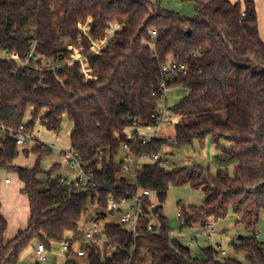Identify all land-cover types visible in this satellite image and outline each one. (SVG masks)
I'll return each instance as SVG.
<instances>
[{
	"label": "trees",
	"instance_id": "1",
	"mask_svg": "<svg viewBox=\"0 0 264 264\" xmlns=\"http://www.w3.org/2000/svg\"><path fill=\"white\" fill-rule=\"evenodd\" d=\"M181 1L194 5L193 17L165 9L161 0H0V52L25 58L36 44L43 58L62 65L56 73H39L0 64V172L18 175L29 203L27 227L10 240L0 212V264H20L35 242L51 250L72 240L67 236L79 231L95 206L94 220L105 224L106 242L102 248L82 245L88 264H222L214 247L196 257L173 239L163 208L170 187L183 186L202 191L204 201L188 210L179 203L181 227L204 228L207 219L219 222L232 213L248 233L232 243L234 253L245 254V264H264L255 236L264 213V42L256 2ZM110 35L106 49L92 54L91 45ZM75 50L83 62L72 60ZM168 62L187 70L164 77ZM165 87L188 91L171 108L180 117L175 143L154 139L144 144L138 133L128 141L125 130L134 123L157 124ZM28 117L30 135L38 120L54 133H60L65 118L73 123L71 148L87 164V179L79 188L53 177L58 165L42 168L53 154L45 144L33 150V168L15 165L20 155L16 136ZM207 140L222 166L215 175L203 167L167 170L156 164L145 165L133 181L122 175L125 143L133 156L142 157L195 141L203 146ZM139 190L151 191L158 200L156 205L140 201L135 233L105 222L115 215L107 213L109 198L131 199ZM153 223L155 231L149 228ZM109 244L115 246L112 252ZM67 256L65 264H80L72 248ZM244 263L226 258V264Z\"/></svg>",
	"mask_w": 264,
	"mask_h": 264
},
{
	"label": "rangeland",
	"instance_id": "2",
	"mask_svg": "<svg viewBox=\"0 0 264 264\" xmlns=\"http://www.w3.org/2000/svg\"><path fill=\"white\" fill-rule=\"evenodd\" d=\"M236 1V0H232ZM162 7L167 10L177 12L183 16L193 17L195 15L194 5L191 3H183L181 0H161ZM256 9L258 14V25L260 30V36L264 42V0H255ZM188 91L184 88H175L169 89L167 92V106L169 108L174 107L180 102L181 99L186 97ZM30 120L28 117L27 121ZM180 121V118L178 122ZM37 121L34 130L37 126V130H40L39 133L40 140H46L48 143L53 144L51 148L53 154L44 158L41 163V166L44 170L49 171L54 166L58 165L59 167L54 171L53 177H62L66 176L69 180L74 181L75 177L71 175L69 168L63 163V158L60 156L59 147L70 148V134H71V122L68 119H64V124L60 133L47 132L43 129V126ZM38 124V125H37ZM42 130V131H41ZM160 139L167 140L172 142L169 139V136L175 137V128L172 124L167 123L162 126L161 131L157 134ZM176 138V137H175ZM174 138V139H175ZM46 145V144H45ZM49 147V146H48ZM54 149V150H53ZM31 151L26 150V153L23 149L20 150V155L17 159V165L24 168H33L37 161V156H35ZM217 152L211 143L207 140L203 146L199 142L195 141L193 145H188L182 149H175L167 147L161 154L163 158L169 162L166 167L167 170L172 169H183V168H200L203 167L206 170H210L211 174L215 175L218 169L222 168L216 161ZM149 161H144L143 165L148 164ZM234 164L230 165L228 168L230 171H233ZM4 179H8L12 186L0 188V212L4 215L8 221V228L5 234V238L8 239L13 237L16 231L26 225H28L29 218V203L27 196L22 192L23 183L18 178V175L14 172L4 171ZM70 172V173H69ZM127 177L130 181H133L134 178L125 173L122 174ZM40 179H44L45 176H40ZM157 196L153 197V201L157 204ZM204 196L202 191L193 190L189 186L183 187H170L168 192L167 201L163 208V213L166 216L170 228L172 230V237L174 240H177L181 245L188 247L191 252L196 256L200 257L202 255V249L207 248L217 241L222 245L223 250L227 253L228 258H237L239 261L244 263L245 254H235L233 250L232 243L237 242L234 237L247 236L248 233L241 225L236 229V223L238 221L237 216L230 213L229 217L220 220L217 225L218 232L226 229L229 232L228 237L218 234L214 240H209L205 235L204 229L201 226H194L192 228H183L181 227V222L179 219V211L181 208L178 207L179 203H182L187 210L195 207H199L203 204ZM95 207H91L88 215L80 223L79 231L77 233H72L67 236V239H73L76 243L82 241L87 231L92 227L93 223H96L94 220L96 217ZM190 212L192 210H189ZM227 220V221H226ZM111 221L115 224L119 222L118 215L108 216L106 221ZM101 229H103V223H99ZM256 231L260 234L261 242H264V213L260 219V223L257 226ZM11 239V238H10ZM104 236L97 238L94 243L98 244L100 248L103 247L105 243ZM65 243V242H64ZM54 244L51 250H47L48 262L40 261L39 257L36 255L34 250L39 243L35 242L31 245L30 248L25 250L20 259V264H35L37 262L41 264H65L67 261V253L63 251V245ZM77 250H80L76 247ZM87 257V256H86ZM78 258L80 264H88L87 259ZM245 264V263H244Z\"/></svg>",
	"mask_w": 264,
	"mask_h": 264
},
{
	"label": "built area",
	"instance_id": "3",
	"mask_svg": "<svg viewBox=\"0 0 264 264\" xmlns=\"http://www.w3.org/2000/svg\"><path fill=\"white\" fill-rule=\"evenodd\" d=\"M116 29L117 27H114L112 32H114ZM152 36L155 39L157 36L156 32H153ZM111 37L112 36L110 35V37L105 41H101L100 43H93L91 45V53L94 55H99L104 49H106L107 44L111 40ZM35 48H36V44L33 45L32 51L25 58H22L16 52H10L7 50L1 51L0 64L3 63L13 64L16 71L27 70L31 68L39 73L58 72V70L62 67V65L53 60L43 58L39 53L36 52ZM72 60L83 62L84 58L81 56L78 50L77 51L75 50ZM39 62H41L40 65ZM186 70H187L186 66L178 65L174 62H168L162 67V75L164 77H169L177 72L185 73ZM167 92L168 89L165 87L163 98L158 106L157 124L151 127H139L136 125V123H134L132 126L128 127L130 129L131 128L139 129L136 133L139 134L144 144L154 139H160L157 136V134L159 133V131H161L162 126L164 124L170 123L174 126L178 123L180 117L177 114H175L171 108L167 106ZM27 122L28 121H26V123L20 126L19 132L16 136L17 150L19 151L24 149L28 145L32 137V135L28 134L26 131ZM150 132L151 134L149 135ZM129 137L130 136L127 135L128 141L135 140V138L130 139ZM174 138H175L174 136H169V139H171L173 143H175ZM122 153H123V157L121 159L124 162L123 173L130 175L133 178L137 176V174L142 170V168L145 165L156 164L160 168L166 169V167L169 164L166 158H163L161 154L135 157L130 153V149L127 143L123 145ZM62 158H63V163L69 168L71 175L75 177L74 180L75 186L79 188L87 179V175L85 173L87 164L79 159L78 153L74 151L72 148L62 152ZM144 161H149V163L143 165ZM67 179L69 180L68 177L63 178V181ZM9 183L10 181L7 180L6 184ZM155 195L156 194L148 190H139L137 194L131 199L123 198L121 200H117L111 197L109 198L107 203V213H114L115 215H118L119 222L116 225H119L122 228V230L131 231L135 233L140 220L139 218L140 201L142 199H151L153 205H156L155 202L153 201V197ZM181 215H182V211L180 209L178 214L179 218H181ZM217 225L218 222L215 221L214 219L209 218L206 220L205 227L203 229L205 235L209 238V240H214L215 237L218 235ZM235 225H236V229L241 226L238 222ZM155 226L156 223H153L149 227L150 230L155 231ZM222 235L228 237L229 233L225 231L224 234ZM97 236H101V237L104 236V227L103 229H101V226L98 223H93L92 227L87 231L86 236L82 241L78 243H76V241L73 239L70 241H65L63 245V251L67 253L69 249L72 248L73 255L75 256V258L77 259L85 258L87 256V253L84 250H82V245L94 243L96 241ZM255 236H256V240L261 243V246L264 249V242H261L260 234L258 231H256ZM234 239L237 241L238 237H234ZM211 246L214 247L220 253V260L222 264H226V258L228 257H227V253L223 250L222 246L216 244ZM76 247L79 248L80 250H77ZM114 248H115L114 245L109 244L110 252H112ZM46 253H47V248L43 244H39L36 249V255L39 257L40 261L48 262V256Z\"/></svg>",
	"mask_w": 264,
	"mask_h": 264
},
{
	"label": "crops",
	"instance_id": "4",
	"mask_svg": "<svg viewBox=\"0 0 264 264\" xmlns=\"http://www.w3.org/2000/svg\"><path fill=\"white\" fill-rule=\"evenodd\" d=\"M65 119H67V118H65ZM39 124H41L40 122H38ZM63 124H64V121H63ZM62 124V125H63ZM38 125V124H37ZM42 125V124H41ZM43 129L45 130V131H47V132H50V131H48L44 126H43ZM73 129H74V125H73V123H71V134H72V132H73ZM139 129H137V128H128V129H126L125 130V133H126V135H129L130 137V139H133L134 137H133V134L134 133H136L137 131H138ZM42 131V130H41ZM39 133H41L40 132V130H37V126H36V128H35V130L33 131V134H32V137H31V139H30V141H29V143H28V145L23 149L24 151H26V150H29V151H31L32 149H35L37 146H39L40 144H46V146H49L50 148H52L54 145L53 144H50V143H48L46 140H40V136H39ZM53 133V132H52ZM71 134H70V142H71ZM151 134V132L149 133V135ZM158 136V135H157ZM159 137V136H158ZM55 147V146H54ZM214 147V146H213ZM57 148H59V153H60V156H62V152H64L65 150H68V149H70L71 148V143H70V148H62V147H57ZM215 148V147H214ZM54 150V149H53ZM215 151H216V149H215ZM217 152V151H216ZM123 157V153H122V155H121V158ZM15 165L16 166H19V165H17V160L15 161ZM36 165V164H35ZM4 171H2V172H0V188H1V186H3V187H10V186H12L11 185V183H9V184H6V181L8 180V179H4V181H3V175H4ZM70 173V172H69ZM6 174V173H5ZM62 178H67V175L66 176H62ZM4 216V215H3ZM5 217V216H4ZM6 218V217H5ZM29 219V218H28ZM227 221V220H226ZM197 226V225H196ZM26 228V225L25 226H23V227H20L17 231H16V233L13 235V237L17 234V232L19 231V230H21V229H25ZM192 228V227H191ZM225 231H227L226 229H224V230H222V231H220V233L218 232V234H224V232ZM228 232V231H227ZM229 233V232H228ZM230 235V234H229ZM223 236V235H222ZM13 237H10L11 239L13 238ZM224 237H226V236H224ZM10 238H8L7 240H10ZM216 238V237H215ZM212 241V240H211ZM214 244H216V245H219V246H222L221 244H219L217 241L215 242H213V244L212 245H214ZM38 246V245H37ZM36 249H37V247H35L34 248V250H35V252H36ZM72 258H75V257H72ZM77 261L79 260V259H77V258H75ZM79 262V261H78Z\"/></svg>",
	"mask_w": 264,
	"mask_h": 264
}]
</instances>
